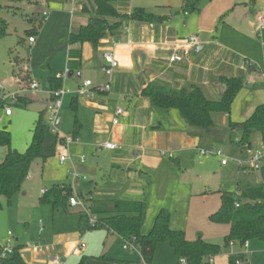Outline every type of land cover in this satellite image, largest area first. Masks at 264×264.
Segmentation results:
<instances>
[{
	"label": "crops",
	"instance_id": "obj_1",
	"mask_svg": "<svg viewBox=\"0 0 264 264\" xmlns=\"http://www.w3.org/2000/svg\"><path fill=\"white\" fill-rule=\"evenodd\" d=\"M49 1L39 0L45 6L49 5ZM29 2L36 3L34 0ZM53 2H55L53 8L48 13L43 11L41 14L40 18L43 19V22L36 33L38 37L35 38L32 35L34 40L29 42V36H27L32 59L31 65H33L32 62H35V56L40 53L41 57L52 55L47 64V71H43L47 73L43 76L45 85L42 86L39 80L42 76L33 74L32 69L34 68L30 70L28 61H24L29 82L36 80L39 90L34 92L28 90V86L27 88L22 86L21 84L25 85V83H19L14 76L12 82L6 88H2L7 94L17 93L18 99L15 101L22 103L25 108L31 104L36 105L38 107L37 117L40 112L47 109L50 101L48 78L58 77L68 67V36L70 32L86 24L88 15L83 12V7L86 6L91 10L93 5V0H73V3L67 0H53ZM182 2L183 0H128L126 6L128 11L134 7H141L156 15H166L169 18L164 24L129 21L123 25L117 35L107 34L96 45L91 42L83 43L81 45L80 70L72 72L71 75L69 72L67 80L62 81L66 88L73 91L85 80H90L93 86L103 85L107 82L110 84L108 91H94L91 98L84 94L68 95L69 106L77 110V115L79 113L76 127H73L72 132L77 136L82 134L83 138L86 132L88 136L92 135L95 139L92 142L89 139L82 140V143L70 147L71 161H67L70 165L67 174L69 175V171L75 169L76 166V169L78 168L80 171L85 170V160L83 163L79 162L80 155H85L87 152H93L96 155L105 152L111 156V164H116L115 172L118 176L126 175L129 180L135 178L142 185L140 195L146 197L147 209L151 200L155 198V208H153L156 211L155 215L161 208L169 211V196L176 204L182 198L179 196L181 188L174 184L173 179L179 166L176 163L171 166L169 161L159 157L158 147L165 144L166 149H172L171 147L179 145L183 151L196 149L200 139L212 132L209 131L210 129L202 131V129L189 126L175 109L161 110L153 107L149 98L142 95V89L148 83L169 87L173 90L196 85L202 89L207 98L217 100L225 88L220 81L221 77L241 78L243 86L232 102L229 113L222 114L223 124L225 123L227 127V130H222V135L236 131L238 133L233 140L229 135L231 143H237L235 139H239L240 133L237 129H230L227 122L244 121L252 114L257 105L264 103V25H259L257 21V16L264 18V0H254L252 5L248 4L249 0H202L199 12L193 14L179 12ZM192 35L198 37L200 45L193 49L186 59L170 62L171 45L177 40ZM107 51L114 53L118 63L111 77L106 76L102 71V67L105 65L103 53ZM36 52H38L37 55ZM62 58L64 69H51V63ZM19 63L22 62L19 60ZM67 81H73L75 88L66 86ZM29 82L27 83L29 84ZM23 87L25 91L22 90ZM72 100L73 103H71ZM7 102L13 103V101L5 100L4 102L1 100L0 108L11 109ZM118 108L123 110V114L119 117V123L114 125L112 119ZM214 114L211 115L213 123ZM12 115V109L10 115L4 113L6 117ZM59 116L61 120L60 111ZM102 117L111 121L108 128L104 127L100 119ZM86 125L87 128H85ZM97 136H101V138L99 139ZM103 136L104 138H102ZM106 141L114 142L118 147L113 150L103 149L96 152L95 145ZM238 148L240 151H244L243 148L239 146ZM60 150L62 151L56 142L54 154ZM4 154V150L0 149V163ZM239 170L241 176L236 179V187L238 181L264 185L260 180L250 181L247 179V176L254 171ZM75 182L71 185L72 192ZM119 185L116 183L114 191L111 188L109 193H96L94 183L92 190L89 189L84 196L113 199H119L123 195L131 197L130 190H127L125 194L118 195L117 191L121 187ZM219 190L225 189H218L217 193ZM76 193L81 194V192ZM202 193L204 192L192 193L190 191L185 197L191 199L193 196H201ZM219 204L220 200L218 206L208 209L205 214L210 215L216 211ZM69 207L70 212L74 207ZM77 213L79 215L81 211ZM170 219L169 211V225L171 223L172 226H175L173 221L170 222ZM39 224L42 227V231L39 230V233L43 234L42 221ZM103 230L105 238L112 235L121 242L118 236ZM46 237L48 236L43 237V241H46ZM83 239L84 232H77L74 239L64 241L58 251L61 257L58 258L65 264L66 259L72 254H78L79 251L84 250L86 244ZM187 239L192 241L197 238ZM81 242L85 244L84 248L79 247ZM12 243L14 246L20 245L14 244V239H12ZM40 251H34L36 257L41 255ZM243 254L246 256L245 253ZM21 256L26 264H32L23 255ZM54 257L56 256H51V264H54L52 262ZM94 257L103 258V255ZM33 261L35 262V260ZM213 261L215 264V260ZM122 264H126V262Z\"/></svg>",
	"mask_w": 264,
	"mask_h": 264
},
{
	"label": "rangeland",
	"instance_id": "obj_2",
	"mask_svg": "<svg viewBox=\"0 0 264 264\" xmlns=\"http://www.w3.org/2000/svg\"><path fill=\"white\" fill-rule=\"evenodd\" d=\"M53 3L55 2L50 0L49 5L45 6L39 0L34 4L30 3L29 0H0V22L4 23L0 28V80L3 83L1 88H6L13 80V72L17 71L13 61L15 57L22 62L20 63L22 66L25 65L24 61H28L30 70L34 68L32 69L33 74L42 76L41 79H38L42 86L45 85L43 76L47 73L43 71H47V64L52 55L41 57V53L37 55L38 52H36L35 62H32L33 65H31L32 59L25 31L30 28L27 19L31 17L40 18L43 11L48 13L53 8ZM33 35L35 38L38 37V34ZM21 41L24 43L22 46L19 45ZM63 63V58L59 61L55 60L50 67L53 70L57 68L63 70ZM21 85L27 88L28 83ZM66 86L75 88L73 81H67ZM22 90L25 91V88L23 87ZM6 94L4 89H0V102L1 97ZM68 97L67 95L63 98V106L60 109L61 120L57 127L58 132L64 136H74L81 143L82 140L88 139L92 142L95 137L88 136L86 132L84 138L82 134L78 136L73 134L74 123L79 118V113L77 115V110L69 106ZM7 103L13 110V115L11 117L4 116V110L0 108V130L5 129L10 133L11 149L24 152L31 140L32 123L38 118L36 115L38 107L31 104L25 108L22 103L16 101ZM100 119L105 128L110 126L111 121L109 119L106 120L104 117ZM43 122L46 126L42 147L43 158H37L30 164L27 177L22 181L20 190L12 195L10 203H7L5 197L0 196V243L6 241L7 232H10L14 244L22 245L21 255L26 260L31 261L32 264H51L52 255L61 257L58 251L62 243L74 239L75 234L79 232L77 212L81 211L79 207H74L65 216L53 217L51 206L39 201L43 195L41 191L48 190L53 184L70 182L72 185L73 183L70 175L67 174V170L70 168L69 163L60 164L57 153L50 155L49 149L56 135L51 131L47 122V115L43 118ZM214 124V127L209 130L212 134L203 136L197 143L196 149L183 151L180 145L166 149L165 144L158 147L159 157L169 161L171 166H174V163L179 166V170H176L173 179L174 184L181 188L179 196L182 198L176 204L173 202V198L169 196L170 222L173 221L175 224L172 226L170 223V228L183 231L189 239L200 237L206 242L218 245L220 251L214 256L215 264H227L229 254L239 253L246 254L247 264H264V242L252 240L247 243V248L238 242L226 245L224 236L228 231V226L211 222L208 218L209 215L205 214L208 209L218 206V189L236 190V179L241 174L234 160L245 159L246 157L245 152L238 148V144L231 143L229 140V135L232 140L238 135L237 131L222 135V130H227L226 124H223L222 113L214 114ZM87 127L86 125L85 128ZM98 138L100 139L101 136ZM261 147L259 134L253 132L250 148L255 150ZM0 149L5 152L3 161L8 147L0 145ZM211 149L221 150L224 157L200 154V150L210 151ZM84 156L85 170L80 171L78 168L76 169L77 166L75 169L80 175L85 176L86 180H76L73 187L75 194H77L76 192H81L82 195L86 194L89 189L92 190L94 183L96 193H109L111 188L114 191V186L118 183L121 186L117 191L118 195L125 194L127 190H130L133 199L143 198L140 195L142 185L135 178L129 180L126 175L118 176L115 172L117 170L116 164H111V156L105 152H100L97 155L93 152H87ZM224 158L229 160L227 166L221 164V160ZM247 179L250 181L260 180L264 183V157L259 169L254 170V173L248 175ZM190 191L192 193H204L200 194L201 196H193L191 199L186 198L185 195ZM114 197L116 198V196ZM154 201L155 198L148 205L143 227L144 232L150 229L154 221L156 213L153 209L155 208ZM39 221H42L44 227L43 234L39 233ZM45 236L48 237H46V241H43ZM83 241L86 248L79 251L78 254H72L66 259L65 264H77L81 258H83V264H122L123 262L126 264H143L139 254L122 248V241H118L112 235L105 238V232L102 228L84 231ZM39 248L41 255L36 257L34 251ZM101 254L103 258L94 257ZM179 261L180 258L174 254L168 243H158L155 246L154 256L150 264H180Z\"/></svg>",
	"mask_w": 264,
	"mask_h": 264
},
{
	"label": "trees",
	"instance_id": "obj_3",
	"mask_svg": "<svg viewBox=\"0 0 264 264\" xmlns=\"http://www.w3.org/2000/svg\"><path fill=\"white\" fill-rule=\"evenodd\" d=\"M33 1V0H29ZM35 2L37 0H34ZM202 0H183L180 13L193 14L200 10ZM254 0H249L252 5ZM128 0H93L92 9L83 7L88 15L86 24L70 32L67 40V68L69 72H78L81 67V45L91 42L96 45L107 34L117 35L123 25L129 21L146 24H164L169 16L156 15L141 7L126 9ZM31 28L25 32L31 37L36 34L43 22L42 18H28ZM0 22V28L3 26ZM23 42H19L22 46ZM17 68L13 76L19 83L29 82L26 65H21L17 57L14 58ZM220 81L225 88L220 98L210 100L199 86L191 85L187 88L173 90L169 87L148 83L141 91L149 98L153 107L161 110L175 109L183 120L191 127L209 130L214 126L212 113L228 114L231 104L243 86L239 77L225 76ZM50 91L60 89L62 79L51 76L48 78ZM74 101L72 100L71 103ZM75 109V108H74ZM47 109L38 114L34 122L31 140L24 152L10 148V133L0 130V145L8 147L4 160L0 163V196L10 203L12 195L20 190L22 181L27 177L30 164L37 158H43L42 147L44 141L45 124L43 118ZM77 124L75 120L74 127ZM230 129H237L240 133L238 146L250 148V137L257 132L264 149V103L255 107L252 114L242 122H227ZM75 132V131H74ZM74 134V133H73ZM56 139L51 145L50 155L55 153ZM72 194L70 183L53 184L44 191L39 198L42 203L51 206L53 217L69 214L68 197ZM220 204L216 211L209 215V220L216 224L228 225L224 236V243L229 245L238 242L244 245L251 240L264 242V185L237 182L235 191L219 190ZM85 202L90 216L97 220V224L89 225L88 216L82 211L78 215L79 232L96 228L105 229L123 240H134L139 249L143 262L150 264L158 243H168L174 254L186 261V264H210L209 259L217 255L220 247L209 243L200 237L188 240L183 231L173 230L169 225V211L161 208L154 217L152 226L143 232L147 213V199H133L123 196L119 199L85 197L78 194ZM236 204L238 206H236ZM21 245H15L12 253L3 259L0 264H26L20 254ZM239 261V263H237ZM83 264V258L77 263ZM227 264H247L243 253L229 254Z\"/></svg>",
	"mask_w": 264,
	"mask_h": 264
},
{
	"label": "built area",
	"instance_id": "obj_4",
	"mask_svg": "<svg viewBox=\"0 0 264 264\" xmlns=\"http://www.w3.org/2000/svg\"><path fill=\"white\" fill-rule=\"evenodd\" d=\"M71 3H73V0H67ZM257 21L259 23V25L263 26L264 25V18L261 16H257ZM34 38L33 37H28V41L29 42H33ZM198 45H200V41L198 39L197 36H189L185 39L182 40H177L175 41L171 46H172V50H171V54L169 56V61L170 62H177V61H182L184 59H186L189 54L191 53V51L193 49H195ZM103 59L105 61V65L102 67V71L103 73L108 76L111 77L113 74L114 69L118 66L117 60L115 59V55L112 51H107L103 53ZM69 73L68 68H65L64 71L58 76L59 78L63 80L66 79L67 74ZM264 76V75H263ZM2 81L0 80V88L2 87ZM2 89V88H1ZM110 89V84L109 82L103 84V85H92L90 80H85L82 82L81 85H79L77 87V89L75 91L66 88L64 85L55 91H49V95H50V101L49 104L47 106V122L51 128L52 133H54L56 135V141H57V145L58 147L62 148V151L58 152V160L60 164H64L67 161H71V155L69 152L70 147H72L73 145H78L80 142L78 140V138L74 137V136H64L61 135L58 132V117H59V111L62 107V103H63V98L66 95L69 94H84L86 97L91 98L93 97L94 91H108ZM28 90H32V91H37L39 90V85L37 83L36 80H31L28 84ZM17 98V93H8L4 96L1 97V100L5 101H15ZM4 113L5 115H10L11 113V109L10 108H4ZM123 114V110L118 108L115 111V116L112 119V123L114 125H117L119 123V117ZM235 142H238V139H235ZM118 147V145L114 142L111 141H106L103 142L101 144H97L95 145V151L96 152H100L103 149H107V150H113L116 149ZM245 152V159H235L234 162L236 163L237 167L241 170H245V171H254L259 169L261 161L264 157V149L263 148H258L255 150H252L251 148H246L244 150ZM161 154H165V153H161ZM200 154L205 156V155H215V156H219V157H224L221 150H215V149H211L210 151H206V150H200ZM85 160L84 155H80L79 156V162L83 163ZM228 161L226 158L221 160V164L222 165H226L228 164ZM69 175L71 177L72 182L74 183L76 180L78 179H86L85 176L80 175L79 172H77L75 169H71V171H69ZM42 193H44V190L41 191ZM69 206L71 207H79L80 210L86 214L88 216V221H89V225L94 227L97 224V220L95 217L90 216L89 214V210L85 204V202L83 201V199H81L77 194L73 193L72 195H70L69 197ZM236 206H238L236 204ZM41 222V221H39ZM40 232L42 231V227H40ZM7 236L8 238L6 239L5 242L0 243V259L6 258L8 257L12 251H13V243H12V237L10 232H7ZM123 245L122 248L124 250H128V251H133L136 252L137 254H139V249L138 246L136 245V243L134 242V240H123ZM232 244V243H231ZM80 248H84L85 244L83 242H81L79 244ZM244 247H247V243L244 244ZM37 251H40V248L37 249ZM140 255V254H139ZM213 257H211L209 259L210 264H213ZM52 262L54 264H64L63 260H61L58 257H54L52 259ZM180 264H186V261L184 259H180L179 261ZM237 263H239V261H237ZM143 264H146L145 262H143Z\"/></svg>",
	"mask_w": 264,
	"mask_h": 264
},
{
	"label": "water",
	"instance_id": "obj_5",
	"mask_svg": "<svg viewBox=\"0 0 264 264\" xmlns=\"http://www.w3.org/2000/svg\"><path fill=\"white\" fill-rule=\"evenodd\" d=\"M70 75L72 74V73H69ZM59 120H60V116L58 117V122H59Z\"/></svg>",
	"mask_w": 264,
	"mask_h": 264
}]
</instances>
